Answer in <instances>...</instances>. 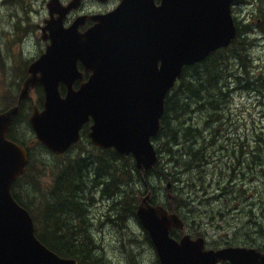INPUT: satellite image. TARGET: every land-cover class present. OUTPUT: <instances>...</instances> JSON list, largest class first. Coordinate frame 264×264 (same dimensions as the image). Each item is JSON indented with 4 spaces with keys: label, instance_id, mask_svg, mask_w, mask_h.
<instances>
[{
    "label": "water",
    "instance_id": "1",
    "mask_svg": "<svg viewBox=\"0 0 264 264\" xmlns=\"http://www.w3.org/2000/svg\"><path fill=\"white\" fill-rule=\"evenodd\" d=\"M233 1L122 0L114 10L79 16L67 28L64 20L81 0L67 6L60 0L48 1L50 17L41 29L51 44L29 66L17 104L0 112V264H78L40 241L32 215L12 192L29 158L27 149L8 135L31 89L43 86L44 107L35 106L29 120L51 152L68 151L80 140L83 125L92 120L89 136L94 145L132 155L142 173L151 170L160 158L152 139L161 128L166 96L184 66L229 47L237 37ZM87 19L95 24L81 32ZM78 60L92 73L74 89L75 80L83 79ZM61 82L68 88L64 96ZM136 213L161 264H264V251L255 247L207 249L202 238L189 233L176 239L171 231L184 230L185 221L163 205L144 201Z\"/></svg>",
    "mask_w": 264,
    "mask_h": 264
},
{
    "label": "rangeland",
    "instance_id": "2",
    "mask_svg": "<svg viewBox=\"0 0 264 264\" xmlns=\"http://www.w3.org/2000/svg\"><path fill=\"white\" fill-rule=\"evenodd\" d=\"M48 1L0 0V110L13 105L27 66L46 45L37 26L43 25L44 18L48 17ZM116 4V0L108 4L87 0L69 20L80 13H95ZM232 13L239 28L247 25L250 29L245 32L244 43L248 47L249 68L242 67L234 55H225L222 88L214 91L216 107L206 101L191 103L189 113L180 117L178 123L173 122L162 138L165 144L160 155L168 152L167 147L180 154L186 151L183 144L171 143L170 137L175 135L181 143L197 138L193 148L199 155L201 149L208 147L212 161L205 165L201 159L197 160L202 165L200 168L184 172L172 167L163 156V166L150 177V185L157 188L153 202L172 203L185 219V231H175L176 236L184 232L196 237L204 234L210 242L207 247L214 249L228 245L259 248L240 244L241 237L246 236L242 229L244 221L251 218L261 224L263 232L257 243L264 242V0H237ZM43 100L42 89L34 90L13 130V136L32 149L26 173L12 191L32 214L36 233L44 231L43 206L52 198L54 182L69 167L60 184H76L82 179L86 189L92 188L88 190V199L85 195L89 211L77 217L81 213L69 209L72 219L64 217L66 226L59 224L57 215L51 219L46 217L47 220L55 228L73 234L78 245L86 244V251L97 255L100 264H161L136 211L132 213V205H128L130 201L133 204L136 199L140 200L139 188L145 189L135 181L133 161L129 156H118L113 148H97L88 134L63 155L50 152L37 141L29 122L33 106L41 107ZM155 145L159 150L158 141ZM253 147L261 149L255 152L259 154L257 157H253ZM168 182L172 184L169 191ZM235 196H240L239 202ZM240 209L251 211V216L246 217ZM113 210L124 215L128 228L117 227L116 223L122 224V216L113 214Z\"/></svg>",
    "mask_w": 264,
    "mask_h": 264
},
{
    "label": "trees",
    "instance_id": "3",
    "mask_svg": "<svg viewBox=\"0 0 264 264\" xmlns=\"http://www.w3.org/2000/svg\"><path fill=\"white\" fill-rule=\"evenodd\" d=\"M246 31H250L247 25H245L243 28L238 27L237 38L232 43L231 47H229L231 51H227L228 48L219 49L216 52L209 55L202 62H199L194 66L185 67L183 69V74L178 84L166 97L165 112L161 119V129L158 136L156 137V141H158L160 145L159 154L164 152V147H162V145L165 143L162 141V138L166 132V129L170 128L173 122L175 124L178 123L180 117H183L185 114L189 113V106L191 103L196 102V104H198L199 102L206 101L207 103H209V105L213 106V108L216 107L217 102L215 99L214 91L222 88L221 80L224 71L223 63L225 60V55H234L236 59L239 60L242 67L249 68L248 67L249 62L247 58L248 47L244 45ZM15 101L17 102V99ZM15 101L13 105L16 104ZM201 110H204V107L202 105H201ZM18 118L19 117H16V121L18 120ZM169 118H171V120L167 124V120ZM16 121H14V123L12 124L9 136L10 138L14 139L20 144L26 145L24 142L19 141L18 138L13 136V130ZM188 131L190 130L188 129ZM170 141H172L171 143L173 145H176L177 143L183 144L184 146L183 149H185L186 151L180 154V153H176L171 148L167 147L166 150H168V152L164 153L163 155H160V160L156 164V166L150 171H146L144 173H141L133 163V170L137 174V180L135 181L139 182L140 186L145 185L144 186L145 189L141 191V188H139L138 192L140 193L141 198L145 196L148 192H150V197H151L150 202L153 204L155 203L153 202L152 198L154 197V194L156 193L157 189L154 186L150 185V177H154L152 173L157 171L163 166L162 163L163 156L167 157L168 162L172 165V167L181 168L184 172H188V171L193 172L194 170L200 168L202 165L199 164L197 160L201 159L202 164L205 165L209 164L212 161L208 147H204L199 151L200 156L197 154L198 151H196L193 148V145L198 142L197 138L190 139L186 143L183 142L181 143L179 139L175 138V135H172L170 137ZM29 150H30V161H31L32 149L29 148ZM260 150L261 149L258 148L256 152ZM116 154L122 157V155L118 153ZM258 155L259 154H255V157ZM129 158L131 159V161H133L132 156H129ZM70 169L71 168L69 167H65L55 180V183H57V187L52 193V198L43 206L46 225L44 227V231L39 232L37 236L48 248H50L51 250H53L62 257L75 258L78 260L79 264H100L101 259L97 255L88 253L86 251V249L88 248L86 244L78 245L76 242L77 240L73 238V234L69 232H63L60 227L55 228V224L53 226V223L48 221L46 218V217L48 218L50 217L49 219H51V216L57 215V217L60 220L59 224L62 226H66V222H65L66 218L64 217H68L72 219L70 210L76 209L79 213H81L77 217L86 215L89 211V209L87 208L89 206V201L85 202V200L88 199V194H87L88 190L92 188L86 189V187L82 184V179L80 182L76 184L71 182L60 184L61 180L66 176L68 170ZM18 183L19 181L15 182L14 185H17ZM166 189L169 191L171 187L169 189L168 186L166 185ZM86 194H87V199L85 197ZM167 196L170 199L169 192L167 193ZM15 198L17 199L16 196ZM141 198L140 200L136 199V201H134L133 204L131 203V201L128 202V205L130 206L132 205L130 208L132 213L136 211L137 206L141 201ZM239 200H240V196H235V201L239 202ZM163 206H165L170 211L178 212V209H175L172 203H170V205L164 204ZM113 214H118V216H122V224L118 225L116 223L119 229L122 227L128 228L125 222L124 215L119 213L118 210H113ZM173 235L176 236L174 232ZM201 235L204 236V234H199L198 236ZM249 240L250 239L245 241L240 240V243L243 242L244 244L254 245V243H251L252 240L250 241ZM207 244L210 247V242H208ZM257 246L260 247L259 245Z\"/></svg>",
    "mask_w": 264,
    "mask_h": 264
},
{
    "label": "flooded vegetation",
    "instance_id": "4",
    "mask_svg": "<svg viewBox=\"0 0 264 264\" xmlns=\"http://www.w3.org/2000/svg\"><path fill=\"white\" fill-rule=\"evenodd\" d=\"M61 1V4L62 5H64V6H67L72 0H70V1H68V0H60ZM87 0H81V2H80V5L77 7V8H73L68 14H67V16H66V18H65V20H64V27H69V26H71L73 23H74V21L76 20V18L77 17H79V16H83V15H88V16H91V15H95V14H104V13H107V12H110V11H112V10H114L120 3H121V1L122 0H116V2H117V4L114 6V7H112V8H110V9H107V10H99V11H97V12H95V13H89V12H85V13H80V14H78V15H76L72 20H69L70 19V15L74 12V11H77V10H79L80 8H81V6L83 7V5H84V3L86 2ZM93 1H98L99 3H101V4H108L111 0H106V1H102V0H93ZM156 3L157 4H160V0H156ZM237 3V0H235V4ZM58 16V13H55V17H57ZM48 17H50L49 16V10H48ZM47 18V17H46ZM45 19V18H44ZM234 21H235V19H234ZM95 24V21L94 20H92V19H87L86 20V22H85V24L84 25H82V26H80L79 27V30L81 31V32H84V31H86L89 27H91V26H93ZM235 24H236V21H235ZM43 25H44V20H43ZM42 24H38V28L39 29H41V27L43 26ZM236 27H237V31H238V26H237V24H236ZM241 28H243V27H241ZM41 32H42V34H41V38L43 39V37H42V35H43V31H42V29H41ZM29 37H30V35H29ZM237 38V37H236ZM43 40H45V39H43ZM46 41V45H45V47L42 49V51L39 53V56L37 57V58H35L34 60H32L31 62H30V64L27 66V68H26V76L24 77V80H23V83H22V87H21V89L23 88V86H24V83H25V81H26V79L29 77V72H28V68H29V66L31 65V63H33L34 61H36L38 58H40V56L42 55V54H44L46 51H47V48H48V46L51 44V40L50 39H47V40H45ZM234 42V41H233ZM232 42V43H233ZM232 43H231V45H232ZM28 44H31V45H33V43H31V42H28ZM231 45L229 46V47H231ZM227 51H231V49H229L228 48V50ZM216 52V51H215ZM212 53H214V52H212ZM204 60V59H203ZM200 62V61H199ZM198 62H196V63H194V64H192V65H187V67H190V66H194V65H196ZM77 67H78V70L83 74V79L82 80H79V79H77V80H75V82L73 83V87H74V89H78V88H80V86H81V84L83 83V82H86V81H88V79H89V77H90V75H91V71L90 72H86V70H85V66H84V64L82 63V61L81 60H78V62H77ZM183 71V70H182ZM183 74V73H182ZM182 76V75H181ZM181 78V77H180ZM180 78L176 81V83H175V85H174V87L178 84V82H179V80H180ZM173 87V88H174ZM37 88H41L42 89V93H43V98L45 99V94H44V91H43V86L42 85H38V86H36L34 89H31V91H30V95H29V97L27 98V99H25L24 101H23V103H22V107H21V111H22V109H23V107H24V105L23 104H25L27 101H28V99L30 98V96H31V93L34 91V90H36ZM173 88H172V90H173ZM67 85L65 84V83H60L59 84V90H60V93H61V95L62 96H64L65 94H66V92H67ZM171 90V91H172ZM170 91V92H171ZM169 92V93H170ZM19 94H20V92L18 93V97H17V102H18V98H19ZM168 96V95H167ZM166 96V97H167ZM16 102V101H15ZM17 102H16V104H17ZM165 102H166V100H165ZM35 106H37L39 109H43V107H44V100H43V104H42V106L41 107H39L38 105H34L33 106V109H34V107ZM33 111V110H32ZM19 117V116H18ZM29 119H30V117H29ZM16 121V120H15ZM91 124H92V120L91 121H89V122H87V123H85V127H84V125H83V127H82V129H81V131H80V140L78 141V142H76L75 144H73L72 146H71V148L68 150V151H70L74 146H76L78 143H80L81 142V140H82V137L85 135V134H88V136H89V132H90V126H91ZM89 138H90V140H91V143L94 145V143L92 142V139H91V137L89 136ZM94 146H96V145H94ZM97 147V146H96ZM97 148H99V147H97ZM254 148V147H253ZM99 149H103V148H99ZM105 149H109V148H105ZM115 150V149H114ZM67 151V152H68ZM257 151V148H254V152H253V157H255V152ZM66 152V153H67ZM65 154V153H64ZM61 155H63V154H61ZM257 157V156H256ZM252 162H254V160L252 161ZM56 187H57V183H55L54 182V185H53V191L56 189ZM243 202H246V201H243ZM240 205H242V203L240 204ZM241 210V212H244V215L246 216V217H248L249 218V216H251V211H246L245 209H240ZM254 224H256V225H254ZM53 226H54V224H53ZM257 228H256V227ZM244 228H242V229H245V237H241V241H244V240H248V239H251L252 240V242L254 243V245L256 244V245H259L258 243H257V241L260 239V237H262L263 236V232H262V229H261V224L260 223H258V222H256L255 220H253L252 218H251V220L249 219L248 221H244V226H243ZM248 227V228H247ZM251 229H253V230H251ZM249 231V232H248ZM251 232H252V234H251ZM256 232V233H255ZM262 232V233H261ZM248 233H249V235H248ZM255 234V235H254ZM253 235V236H252ZM250 238H249V237ZM256 239V240H255ZM240 244H244L243 242H241ZM240 246H242V245H240ZM246 246V245H245ZM260 247L259 248H257V249H259L260 251H264V242H262V244H260L259 245ZM248 247H252V246H248Z\"/></svg>",
    "mask_w": 264,
    "mask_h": 264
},
{
    "label": "bare ground",
    "instance_id": "5",
    "mask_svg": "<svg viewBox=\"0 0 264 264\" xmlns=\"http://www.w3.org/2000/svg\"><path fill=\"white\" fill-rule=\"evenodd\" d=\"M208 56H209V55H208ZM208 56H207V57H208ZM207 57H206V58H207ZM206 58H205V59H206ZM205 59H204V60H205ZM202 61H203V60H202ZM202 61H200V62H202ZM24 63H25V61H24L22 64H24ZM198 63H199V62H198ZM23 105H24V104H23ZM23 108H24V107H23ZM16 126H17V125H16ZM84 126H85V124H84ZM192 151H193V150H192ZM171 154H172V153H171ZM98 163H99V162H98ZM263 163H264V162H263ZM100 167H101V166H100ZM146 176H148V175H146ZM145 178H146V177H145ZM109 182H110V181H109ZM148 184H149V183H148ZM144 186H145V185H144ZM147 186H149V185H147ZM153 188H154V187H153ZM149 189H150V188H149ZM156 189H157V188H156ZM156 189H155V190H156ZM230 192H231V191H230ZM147 196H149V199H148V200H146V197H147ZM228 196H229V195H228ZM150 198H151V197H150V192H148L145 196H143V197L141 198V201H140L139 204L144 203V201L149 202V201H150ZM139 204H138V205H139ZM137 207H138V206H137ZM87 208H88V207H87ZM254 225H256V224H254ZM247 228H248V227H247ZM251 230H253V229H251ZM248 232H249V231H248ZM255 233H256V232H255ZM261 233H262V232H261ZM251 234H252V232H251ZM262 234H263V233H262ZM254 235H255V234H254ZM252 236H253V235H252ZM198 237L202 238V239L204 240L205 245L208 246V244H207L208 242H207L205 236H198ZM248 237H249V236H248ZM249 238H250V237H249ZM250 240H251V239H250ZM250 240H249V241H250ZM255 240H256V239H255ZM244 241H245V240H244ZM248 243H249V242H248ZM251 243H253V242H251ZM259 245H260V244H259ZM208 247H209V246H208Z\"/></svg>",
    "mask_w": 264,
    "mask_h": 264
}]
</instances>
